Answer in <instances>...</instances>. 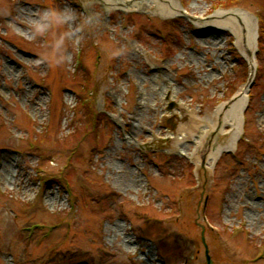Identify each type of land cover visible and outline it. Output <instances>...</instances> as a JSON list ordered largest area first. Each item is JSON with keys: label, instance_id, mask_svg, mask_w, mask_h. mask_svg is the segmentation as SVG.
Segmentation results:
<instances>
[{"label": "rangeland", "instance_id": "rangeland-1", "mask_svg": "<svg viewBox=\"0 0 264 264\" xmlns=\"http://www.w3.org/2000/svg\"><path fill=\"white\" fill-rule=\"evenodd\" d=\"M174 1L163 15L152 0H0V264H264V0ZM49 6L93 17L61 63L44 54L78 21L34 39ZM235 8L249 51L197 23ZM256 59L236 144L197 160L185 123L250 83Z\"/></svg>", "mask_w": 264, "mask_h": 264}, {"label": "bare ground", "instance_id": "bare-ground-1", "mask_svg": "<svg viewBox=\"0 0 264 264\" xmlns=\"http://www.w3.org/2000/svg\"><path fill=\"white\" fill-rule=\"evenodd\" d=\"M108 7L110 5H118L119 7L133 9L143 8L147 0H103ZM153 11L160 14H169L180 9V5L174 0H152ZM130 5V6H129ZM197 23H212L217 26H227L234 31L239 39L243 40L244 51H249L254 42V30L252 28V18L247 12L233 9L229 11L217 10L209 18L200 20ZM257 61H251L250 71L253 74V68ZM247 94L246 85H242L236 93V100L231 102L226 108L223 103L218 105L213 115L204 121L198 120L196 117L191 118L185 131V137H191L196 134L198 141L196 142V159L214 161L220 152L229 147H234L241 133L243 110L246 104ZM205 122V125L202 124ZM229 125V127H227ZM224 137V139H223ZM181 138V139H182ZM49 199L51 200L50 196Z\"/></svg>", "mask_w": 264, "mask_h": 264}, {"label": "clouds", "instance_id": "clouds-1", "mask_svg": "<svg viewBox=\"0 0 264 264\" xmlns=\"http://www.w3.org/2000/svg\"><path fill=\"white\" fill-rule=\"evenodd\" d=\"M92 19L91 15L80 17L71 7L60 9L49 6L37 13V16L32 20L31 34L34 39L43 35L49 29L50 21H55L61 25H72L73 22L78 21L75 26L67 27L65 31L59 34L52 46V50L44 54L46 59L50 58L56 63H61L71 58L66 51L67 42L70 41L73 45L77 44L81 38L77 33L91 23Z\"/></svg>", "mask_w": 264, "mask_h": 264}]
</instances>
